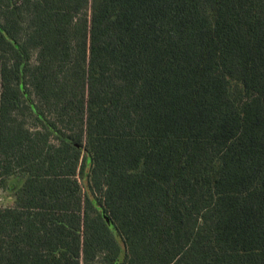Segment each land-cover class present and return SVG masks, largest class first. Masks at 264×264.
I'll return each instance as SVG.
<instances>
[{
    "label": "trees",
    "instance_id": "16d2710c",
    "mask_svg": "<svg viewBox=\"0 0 264 264\" xmlns=\"http://www.w3.org/2000/svg\"><path fill=\"white\" fill-rule=\"evenodd\" d=\"M0 187V264H264V0H0Z\"/></svg>",
    "mask_w": 264,
    "mask_h": 264
},
{
    "label": "rangeland",
    "instance_id": "374dc122",
    "mask_svg": "<svg viewBox=\"0 0 264 264\" xmlns=\"http://www.w3.org/2000/svg\"><path fill=\"white\" fill-rule=\"evenodd\" d=\"M28 124L29 125L31 124L30 120H28ZM16 182L18 181L16 180ZM13 199L14 198L12 197V195H10L9 192H4L3 189L0 187V206L1 207H6V206L11 205L13 203Z\"/></svg>",
    "mask_w": 264,
    "mask_h": 264
}]
</instances>
